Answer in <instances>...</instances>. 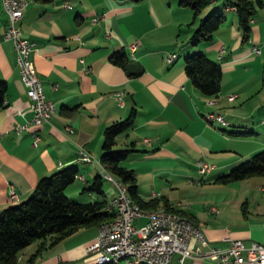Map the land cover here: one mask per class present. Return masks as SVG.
<instances>
[{
    "label": "crops",
    "instance_id": "crops-1",
    "mask_svg": "<svg viewBox=\"0 0 264 264\" xmlns=\"http://www.w3.org/2000/svg\"><path fill=\"white\" fill-rule=\"evenodd\" d=\"M175 1L27 0L18 25L22 36L35 41L30 60L54 111L47 121L19 132L13 126L27 122L31 111L12 42L3 38L6 15L0 3V78L7 84L0 107V209L24 199L40 176L69 164L77 171L64 188L68 197L107 201L116 188L98 160L101 131L133 106V125L115 137L114 146L133 148L120 163L134 170L139 197L146 200L155 194L158 204L162 197L180 209L205 239L191 238L189 246L224 247L228 238H240L244 244L264 241V175L224 183L213 180L251 153L264 150V0L249 19V35L243 41L234 10L221 7L224 0H211L200 12L221 7L223 20L209 40L195 45L188 37L197 23L183 29L189 8L173 7ZM171 7L174 10L168 12ZM130 42H136L132 57ZM119 48L140 66L137 75H127L109 60ZM192 51L220 64L215 95L201 93L185 75L182 56ZM170 53L174 55L167 60ZM229 94L234 95L228 98ZM209 111L221 113L227 124L207 121ZM242 130L247 132L234 133ZM31 132H36L37 140ZM79 148L89 154V161L77 158ZM199 163L210 167L201 173ZM96 174L103 194L81 191ZM10 185L16 193L12 199ZM159 207L165 206L155 208ZM143 222L142 216L133 219L134 225ZM95 233L96 225L82 226L55 243L45 242L31 264H96L85 250ZM40 241L19 249L14 264H25ZM177 256L172 253L168 264H177ZM112 262L106 264H124L121 259ZM213 263L197 256L182 261Z\"/></svg>",
    "mask_w": 264,
    "mask_h": 264
},
{
    "label": "trees",
    "instance_id": "trees-1",
    "mask_svg": "<svg viewBox=\"0 0 264 264\" xmlns=\"http://www.w3.org/2000/svg\"><path fill=\"white\" fill-rule=\"evenodd\" d=\"M210 1L177 0L179 5L187 6L192 10L193 17L202 6ZM260 5V0H224L222 2L221 7L230 6L234 10L242 41L247 39L250 29L249 19ZM221 7L211 8L198 18V23L188 37L190 45L211 38L212 31L223 20ZM109 60L124 68L129 76L137 75L141 71L139 65L133 64L128 59L123 48L111 52ZM182 62L183 71L193 86L203 94L215 95L217 93L221 67L216 60L201 51H192L182 56ZM6 85V81L0 78V107L4 104ZM135 113L136 110L132 106L124 117L113 120L102 128L99 163L110 176L126 186L130 198L141 208L155 209L159 205H164L163 208L178 213L182 217L181 210L171 206L162 197L161 204H158L160 197L153 196L154 198L149 197L146 200L140 198L134 170L120 163L133 148L115 147V137L125 133L133 125ZM244 132L247 131L234 133ZM76 171V166L69 164L40 176L24 199L0 209V264H14L19 249L35 239H42L35 251L25 260V264H31L45 242L55 243L79 227L98 226L109 220L112 213L105 208V198L78 201L65 194L64 188L73 181ZM254 174L264 175L263 149L233 164L226 172L216 175L213 180L224 183ZM81 191L103 194L100 175L96 174L90 182L82 185ZM184 218L190 220L185 216Z\"/></svg>",
    "mask_w": 264,
    "mask_h": 264
},
{
    "label": "built area",
    "instance_id": "built-area-1",
    "mask_svg": "<svg viewBox=\"0 0 264 264\" xmlns=\"http://www.w3.org/2000/svg\"><path fill=\"white\" fill-rule=\"evenodd\" d=\"M27 0H0L1 7L6 15V26L3 38L10 39L15 51V60L18 66L20 79L25 87L28 98V107L31 117L27 122L13 126L15 132L29 130L30 126L36 127L48 120L52 114V102L45 98L39 76L35 72L30 60V53L35 48V41L21 35L18 20ZM136 42L128 44L130 57ZM254 52L257 46L252 47ZM222 50V48H220ZM170 53L167 60L172 59ZM234 94H229L232 98ZM117 102L120 103V92L115 93ZM206 120H215L218 124H227L219 112L209 111L205 114ZM70 131L71 128H68ZM34 140L38 136L31 132ZM77 158L89 161V154L82 148L77 151ZM198 171L203 173L210 167L209 164L199 163ZM113 182V181H112ZM116 192L109 197L108 209L112 215L106 228L95 233L94 239L85 250L93 255L115 256L124 264H155V260H163L168 264L172 253H177V264H182L185 257H207L213 264H253L264 259V241L252 240L248 244L240 238H228L224 247L211 246L201 250L197 245L189 246V240L195 238L199 242L205 241L200 229L191 220L173 222L166 220V214L137 213L128 201L124 200L120 185L113 182ZM16 193L10 185L8 197L14 198ZM213 209V208H212ZM144 217L141 225H134L133 219Z\"/></svg>",
    "mask_w": 264,
    "mask_h": 264
},
{
    "label": "bare ground",
    "instance_id": "bare-ground-1",
    "mask_svg": "<svg viewBox=\"0 0 264 264\" xmlns=\"http://www.w3.org/2000/svg\"><path fill=\"white\" fill-rule=\"evenodd\" d=\"M53 111H54V105L52 103V112ZM208 121L212 122V121H215V120H208ZM219 125L224 126L225 124H219ZM105 175L108 178H110L113 182H115L116 184L120 185V188L122 189L124 200H127L128 201V205H130L137 213H143V214H166V220L173 221V222H182V217L178 213L170 212V211L166 210L163 207H159V208H155V209H149V208L148 209H144V208H141L137 203H135L130 198V196L127 193V190H126V186L123 183H121L117 179L112 178V176H110L108 173H105ZM153 196H156V195L154 194ZM152 198H154V197H152ZM108 206H109V199L106 201L105 208L108 209ZM184 220H188V219L184 218ZM108 223H109V220L99 224L97 226V232L101 231L102 228H106ZM115 260H116L115 256H99L98 258L95 259L96 264H106V263H109V262L111 263L112 261H114V263H115ZM155 264H163V260H155ZM253 264H264V259L261 260V261H258L256 263H253Z\"/></svg>",
    "mask_w": 264,
    "mask_h": 264
},
{
    "label": "rangeland",
    "instance_id": "rangeland-1",
    "mask_svg": "<svg viewBox=\"0 0 264 264\" xmlns=\"http://www.w3.org/2000/svg\"><path fill=\"white\" fill-rule=\"evenodd\" d=\"M216 1H218V2H222L223 0H216ZM205 5H208V3H206ZM175 6H182V5H179L178 2L175 1V2H173V7H175ZM165 7L168 9V7L166 6V4H165ZM173 7H171V9H169L168 12L173 11V10H174ZM184 7H187V6H184ZM202 7H203V6H202ZM202 7H201V8H202ZM187 8H189V7H187ZM201 8H200V10H202ZM210 9H211V8H209V9L206 10L205 12L202 11L203 13L200 12V10H199V12L193 17L192 10L189 8L188 22L184 25V28H183V29H186V28H185V27H187L186 25L191 26V25H194L195 23H198V18H199L200 16H202L204 13L208 12ZM177 12H180V11H177ZM199 13H202V14L200 15ZM103 182H105V184H110V182H109L107 179H105V178H103ZM78 201H79V200H78ZM139 225H141V224H139ZM20 253H21V251L17 252V258H18V256H19Z\"/></svg>",
    "mask_w": 264,
    "mask_h": 264
}]
</instances>
